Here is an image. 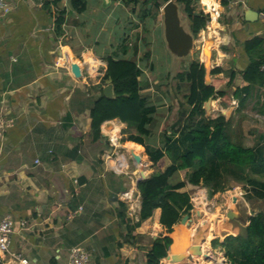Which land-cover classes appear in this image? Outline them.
Here are the masks:
<instances>
[{"label": "crops", "instance_id": "0c3cea01", "mask_svg": "<svg viewBox=\"0 0 264 264\" xmlns=\"http://www.w3.org/2000/svg\"><path fill=\"white\" fill-rule=\"evenodd\" d=\"M45 1L0 0V124L4 125L0 133V219L10 215L14 221L10 252L4 254L0 264H19L15 255L27 259L28 264H68L69 251L76 245L89 252L91 264H145L153 240L164 235L172 239L169 254L170 248L184 244L185 236L181 228L175 238L174 230L166 231L159 222L160 208L128 233V224L138 220L141 201L137 188L140 174L138 169H130V163H134L130 148L141 156L147 178L155 171L148 173L153 165L143 145L122 140L113 147L109 134H136V130L119 119L107 120L101 126L102 138L92 141L89 97L97 93L99 81L89 88L86 73L77 78L66 66L86 62L93 69L103 65L105 71L108 57L136 61L140 40H136L132 51L129 43L138 29L130 28L128 21L131 11H136L126 10L129 4L124 0H87L83 12L73 10L69 0L49 6ZM210 1L211 6L206 7L202 0L206 10L215 5L220 11V17L210 26L212 36L207 33V39L212 40L211 70L220 67L222 72L214 75L218 77L234 70L235 78L229 87L223 83L217 88L227 91L229 104L223 105L219 95L213 96L205 116L219 110L229 120L230 133L245 146L264 144V73L259 78L250 75L249 80L242 75L251 60H262L258 54H264V42L260 50L248 53L245 48V42L255 37L264 41V0H231L227 6L220 0ZM247 9L256 11L258 16L253 14V20H246ZM62 10L63 21L57 27L58 12ZM159 12L155 14L156 18L159 15L157 20ZM117 26L123 27L122 35H117ZM202 38L206 42L205 36ZM116 50L121 51L120 55H115ZM93 59L95 64L90 61ZM199 59L205 63L203 50ZM212 77L211 74V81ZM144 91L141 93L146 96ZM240 99L243 103L239 107ZM181 109L173 110L172 115L177 116L165 127V118L155 124L157 108L151 134L148 139L144 137L146 144L162 145L165 133L179 128ZM187 171L180 170L175 180H185ZM232 185L235 189L228 190ZM241 185L246 184L230 178L225 190L210 195V199L207 187L191 193L188 184L180 189L189 192L193 206L189 236L185 239L197 242L199 233L203 237L198 241L202 250L213 249L217 264L223 259L226 264L231 263L211 241L242 232L249 216L264 212V197L252 195L247 199ZM228 200L239 204L238 209L233 208L236 218L226 216L229 209H225V216L219 213ZM122 208L128 224L119 216ZM194 208L201 210L200 216L193 212ZM211 234L214 237L209 240ZM191 257L179 262L163 257L160 264L211 262L200 260V256L191 261Z\"/></svg>", "mask_w": 264, "mask_h": 264}, {"label": "trees", "instance_id": "16d2710c", "mask_svg": "<svg viewBox=\"0 0 264 264\" xmlns=\"http://www.w3.org/2000/svg\"><path fill=\"white\" fill-rule=\"evenodd\" d=\"M60 0L44 2L45 5L57 4ZM87 0H69L70 7L83 12ZM128 3L131 0H124ZM138 2L139 0H134ZM168 0H141V18L150 15L154 8L153 17ZM181 4L189 21V29L194 37L205 29L208 15L195 4L199 0H175ZM227 6L231 0H220ZM64 10L58 12L57 27L63 21ZM263 39L255 37L245 42L248 53L252 49L260 50ZM261 59L251 60L247 68L242 71L245 79L250 75L263 77L260 71L264 54H258ZM222 72L220 67L211 70L213 75L209 85L204 82L205 67L199 60L190 61L186 70L176 74L177 87L187 84L184 94V104L181 107L180 118L177 122L179 128L165 133V139L160 146L146 144L144 137L151 134V125L155 121L157 107L151 104L148 97L141 93L143 85L141 76L142 68L132 58H107V66L100 82L97 93L89 97L90 102V135L92 141L102 138L101 126L107 120L119 119L134 128L136 134H129L123 140H131L144 146L145 152L157 167L145 180L137 184L140 192V210L138 220L129 225L125 210L119 211L123 222L128 224V233L153 214L155 208H160L159 222L172 232L173 225L185 213H190L193 208L188 191H181L187 183L204 186L213 195L217 191L225 190L230 178L246 185V198L252 195L264 197V144L245 146L237 137L228 130L229 120L219 110H214L208 117L205 116L204 103L211 97L219 95L223 105H228L230 97L225 89H217L225 83L229 87L235 78V71L230 70L224 77L214 76ZM261 80V79H260ZM113 84V97L103 94V86ZM264 84V81H261ZM89 88H92L90 86ZM242 99L239 107L242 106ZM186 105V106H185ZM264 112V102L262 104ZM264 140V136L262 137ZM166 158L169 163L166 164ZM180 170H188L185 180H175V175ZM174 177V179H172ZM124 207V203L121 202ZM248 225L236 235H227L220 240L211 241L213 247H220L231 264H264V212L259 211L248 217ZM172 239L168 235L159 236L153 240L146 254L145 264H160L166 257Z\"/></svg>", "mask_w": 264, "mask_h": 264}, {"label": "rangeland", "instance_id": "374dc122", "mask_svg": "<svg viewBox=\"0 0 264 264\" xmlns=\"http://www.w3.org/2000/svg\"><path fill=\"white\" fill-rule=\"evenodd\" d=\"M128 4L129 5H127L126 10L129 9V11H131V9L133 8L136 11V13L131 11L130 18L132 20L131 19L128 20L130 22V28L137 27L138 29V31H134V35H133V38L130 40L129 47H131L130 50L132 51L134 44H137L135 43L136 40L137 41L140 40L139 44L141 47L140 49H137L139 50V52L135 56V59L143 71V74L141 76V81L144 84L143 90H145L144 92L146 96L148 95V97L150 98V103L156 105V107L159 110L155 124L158 125L161 122V120L165 118L164 125L165 127H169L172 124V122H174V118H176L177 116L176 114L172 115L173 110L177 107H183L184 100H185L184 94L187 92V84L183 83L180 88L177 87L178 81L176 79V74L180 71L186 70L190 61L192 60L200 61L199 58L201 56L202 50L204 51V47H208V53L210 57L211 55L210 46L212 44V40L207 39L208 37L207 33H209L210 35L212 33V29L209 32L205 30V33H202L201 31L198 33V35L194 38V42H195L194 47L192 51L190 52L189 56H187L184 59L173 61L172 55L167 50L163 37H162L161 11L159 12L160 20H157L159 18V15L157 18L153 17L154 8L150 10V15L145 16L144 18H141L140 16H138L141 13V8H142L141 0H139L138 2L131 0L128 2ZM200 4H201L200 1L195 4L196 9H200L201 7ZM118 9H119L118 12L121 14L122 7ZM179 11H180L182 22L185 24L187 28H189V21L183 11V7L181 6V4H179ZM136 24L137 26H135ZM116 32H117V35H122V33L124 32L123 27L117 26ZM203 36H205L206 42L205 40L203 41V38H202ZM116 51L117 53L115 55H120L121 51L119 50H116ZM207 68L211 69V63H208ZM98 72H103L104 74L105 71H103V65L100 67V69H98ZM101 77L100 75H96V74H93L91 77H89L87 79V82L90 84L89 87L92 85V83L96 81L100 82ZM121 136H122L121 138H126L128 136V133H126L125 135L121 134ZM145 139H148V137H145ZM122 140L123 139H120V142H122ZM130 169L133 171H136L137 166L134 163L132 164L130 163ZM157 169L159 168L153 167L148 173L150 174L153 170L156 171ZM135 176H137V173L134 174V177ZM172 179H174V177ZM228 183H229V180H228ZM229 187L230 188H228V190L232 191L233 189H235V185H232ZM239 187L241 190L244 189V186L242 187V185ZM203 188H206V187L198 186L195 189L194 188L190 189L189 192L191 193L193 190H197V189L203 191ZM208 195L210 199L209 191H208ZM234 207L238 209L239 204L232 203L230 202V200H228V203L224 205L222 208H220L219 213H222L225 216V213H224L225 209H233ZM213 218H215V216H213ZM203 228L204 227H202V229ZM187 235L189 236V234ZM213 237L214 236L212 235L209 240H211ZM200 239H201V236L195 238L197 242L200 241ZM206 253H209L213 259L215 258L216 253L213 249H211V251L206 252ZM191 256H192L191 261H194L196 260L197 257H199L196 254H192ZM199 258L200 260L201 259L203 260L202 256H200ZM210 264H213V263L210 262Z\"/></svg>", "mask_w": 264, "mask_h": 264}, {"label": "water", "instance_id": "95a60500", "mask_svg": "<svg viewBox=\"0 0 264 264\" xmlns=\"http://www.w3.org/2000/svg\"><path fill=\"white\" fill-rule=\"evenodd\" d=\"M162 14V37L165 43V46L169 53L172 55L173 61H177L179 59H184L189 56L190 52L194 47V36L191 33L190 29L185 26V24L181 20V15L179 11V4L175 0H168L163 4L160 8ZM253 14L258 16L256 11L252 9H247L245 11L246 20H253L251 17ZM208 65V64H207ZM207 65L204 64L205 67V76L204 82L206 85L211 83V69L207 68ZM70 71L71 73L79 78L81 76V69L78 63L71 62L70 63ZM103 94L107 97H113V84L111 82L105 84L103 86ZM213 96H211L205 103L204 108L207 110L209 108V104ZM230 110H228L229 113ZM227 114V112L225 113ZM130 154L132 159L136 165H141V156L137 154L132 148H130ZM140 174V179L145 180L147 178L146 174L143 173L142 169H138ZM188 184L189 189H195L196 185ZM141 200V197H140ZM234 200V198H233ZM193 212L198 216L201 215V210L199 208H194ZM237 213L233 209H229L226 212V216L229 219H233L237 217ZM191 215L190 213H185L181 216L177 224L173 227L174 233H172V237L175 238L177 234V230L179 228L182 231L187 232L191 223ZM199 237V233H198ZM203 240V237L201 238ZM196 254L197 256H202L205 260H210L213 264H216V261L212 258L209 253L203 252L201 248V244L198 242H191V239H188L182 246L176 247V249L170 248L169 254H167L166 258L170 259L171 262H179L189 255ZM220 264H226L225 260H221Z\"/></svg>", "mask_w": 264, "mask_h": 264}, {"label": "built area", "instance_id": "2783aa9c", "mask_svg": "<svg viewBox=\"0 0 264 264\" xmlns=\"http://www.w3.org/2000/svg\"><path fill=\"white\" fill-rule=\"evenodd\" d=\"M234 2L242 3L243 0H234ZM200 3V10H202V12L207 14L209 17L207 25L205 27L206 30L209 31L212 22L220 17V11L218 6L215 5H212L211 9L206 10L205 6L202 4V0H200ZM261 16L264 17V12L261 13ZM204 30L205 29H202L201 32H205ZM66 66H68V68L70 69V63H67ZM79 66L82 76H84V73H86L88 77H91L93 74L100 75V77L103 76V72H98V69H100L102 65L93 66V69L90 64H87L85 62L84 64H79ZM261 70L264 73V59L261 65ZM86 83L87 85L89 84L87 81ZM3 129L4 125L0 124V133L3 131ZM118 132H112L111 134H109V142L113 147H117L121 139V136L118 134ZM124 194L128 195L129 197L131 196L128 194V192H125ZM240 194H244V191H240ZM13 225L14 221L10 215H6L0 219V262H2L4 254L10 252V237L13 232ZM15 259L18 260L19 264H28V260L20 257L19 255H15ZM68 264H91L89 252L81 245L73 246L68 254Z\"/></svg>", "mask_w": 264, "mask_h": 264}, {"label": "bare ground", "instance_id": "6f19581e", "mask_svg": "<svg viewBox=\"0 0 264 264\" xmlns=\"http://www.w3.org/2000/svg\"><path fill=\"white\" fill-rule=\"evenodd\" d=\"M203 3L205 4V6L206 7H210L211 6V4H212V2L210 1V0H203ZM214 26L213 27H215V24H213ZM212 26V25H211ZM214 32H216V30H214ZM213 34V33H212ZM211 35V34H210ZM209 35V36H210ZM211 37V36H210ZM203 60L205 61V64L207 65L208 63H209V53H208V47H204V51H203ZM71 61V59H69L68 60V62H70ZM90 61H92V63L93 64H95V59H93V60H90ZM116 124V123H115ZM115 131H117V129L115 130ZM114 132V131H113ZM135 148H137V147H135ZM137 150V149H136ZM137 166V169H142V171H143V173H144V169H143V166L142 165H136ZM145 174V173H144ZM184 234V236H186L187 235V232H184L183 233ZM183 240H184V242H183ZM186 241H185V237L184 238H182V243H185ZM219 258V257H218ZM210 264V263H209Z\"/></svg>", "mask_w": 264, "mask_h": 264}]
</instances>
